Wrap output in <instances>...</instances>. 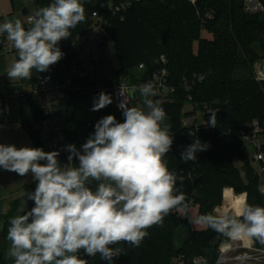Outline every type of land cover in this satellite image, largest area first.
Segmentation results:
<instances>
[{"label":"clouds","instance_id":"9594fccd","mask_svg":"<svg viewBox=\"0 0 264 264\" xmlns=\"http://www.w3.org/2000/svg\"><path fill=\"white\" fill-rule=\"evenodd\" d=\"M84 20L81 0H53L29 18L28 28L18 18L5 20L0 35L7 34L18 55L7 70L8 78L31 79L33 69L49 71L64 56L60 41ZM139 92L143 107L129 106L121 86L117 106L123 122L106 115L79 149L75 144L65 146L68 162L75 160L78 167L62 164L58 150L0 143V169L22 177L31 174L35 182L28 194L31 209L24 212L21 207L24 214L9 220L8 255L14 264H88L77 255L81 250L113 264L123 249L112 245L139 246L148 235L146 229L162 225L164 217L185 201L183 193L174 194L178 177L163 159L174 144L170 125L164 123L166 113L151 98L156 95L152 83L140 85ZM112 103V95L101 91L91 110ZM215 124L213 113L209 127ZM208 147L194 140L180 157L195 161ZM91 181L99 182L95 191L88 186ZM237 204L234 213L205 214L195 222L231 240L255 238L264 244V207L248 204L246 194L237 198Z\"/></svg>","mask_w":264,"mask_h":264},{"label":"trees","instance_id":"16d2710c","mask_svg":"<svg viewBox=\"0 0 264 264\" xmlns=\"http://www.w3.org/2000/svg\"><path fill=\"white\" fill-rule=\"evenodd\" d=\"M53 0H35L43 8ZM111 0H81L85 8V20L70 29L72 39L84 33L92 25V13L98 11L106 16ZM244 0H199L192 6L185 0H144L126 13L124 21L112 19L108 41L115 44L121 76H130L140 64L152 72L155 61L160 56L168 58L170 82L177 87L174 101L165 105L166 117L171 121V135L174 137L172 151L164 156L170 171L177 174V193L185 195V201L174 207L163 219L162 225L146 229L148 235L139 246L121 242L115 247L123 253L113 264H195L194 260L203 256L208 264V251L230 243V239L207 227L194 230L188 217L177 213L186 209L189 202L198 208V217L205 214L216 215L214 210L223 203V193L231 188L236 195L246 194L250 205L264 207V193L259 171L253 167V159L248 153V145L241 135L248 131V124L254 120L264 125V83L256 80L254 63L264 57V20L260 15H248L243 11ZM208 12L212 18L206 19ZM206 30L211 38H204ZM64 53L55 72L66 69L70 63L67 46L59 45ZM55 69V68H54ZM195 76L203 78L191 91H186L184 80ZM188 94L201 108L207 105L211 114H216V133L203 134V141L209 145L198 154L195 161H184L180 153L191 141L187 129L182 127L184 108L188 105ZM79 97H71L73 105ZM33 104V103H32ZM35 122L42 127L44 118L40 108L33 104ZM24 128L29 133L33 147L43 148L40 133L31 123L25 121ZM65 145L80 144L94 132V127L86 133L74 118L68 116L64 123ZM264 150V131L262 134ZM45 151V149H44ZM69 155V153H68ZM236 162L241 165L237 167ZM72 167H78L72 161ZM182 178V179H181ZM97 181L88 186L95 191ZM22 199L15 200L11 216L20 214ZM220 214L228 212L227 207L218 209ZM230 213V212H229ZM0 219L8 218L1 214ZM9 220L4 221L3 245L0 250V264H14L6 254ZM188 229L187 239L177 246L175 235L178 228ZM112 247H114L112 245ZM256 249L264 251V244L256 240ZM88 264H108L100 255L87 256L83 250L78 254ZM183 257V261L175 260Z\"/></svg>","mask_w":264,"mask_h":264},{"label":"built area","instance_id":"2783aa9c","mask_svg":"<svg viewBox=\"0 0 264 264\" xmlns=\"http://www.w3.org/2000/svg\"><path fill=\"white\" fill-rule=\"evenodd\" d=\"M144 0H111L107 8L106 16L100 14L98 11L92 13V25L84 33H79L72 39H64L60 41L59 45L67 46V56L70 59V63L66 69L59 72L53 71L51 74H45L38 78V80L29 86L28 91H18L10 93V95L0 96L3 112L6 117H10L12 108H20L23 106L25 100L32 98L34 103L40 108L44 118L43 130V147L45 151L58 150L60 156L58 159L62 164L72 166V162H68V152L65 150V132L64 123L66 117L63 106L68 104L71 97L82 98L84 96H92L95 88V76H96V64L99 61L102 49L107 45L109 39L110 30L112 25V19L122 22L126 18V13L131 10L136 3H141ZM192 6H196L199 0H185ZM37 10L41 7L35 3V0H30ZM243 11L248 15H260L264 20V0H244ZM213 13L208 12L206 19H211ZM34 15L28 14L24 17L26 23L25 28L30 27L28 23L29 18ZM3 22L0 20V24ZM206 30L202 31L205 33ZM6 33L0 35V54L17 55L16 49L13 47L12 42L6 39ZM18 56V55H17ZM58 67V65L56 66ZM55 67L54 70L57 68ZM140 69H145L144 64L139 65ZM255 78L259 82L264 83V57L258 61L255 65ZM203 78L195 76L191 81L184 80L183 85L186 91H191L196 83L202 82ZM152 83L156 95L152 99L158 100L160 105L165 111V105L174 101V96L177 94V87L170 82V71L168 70V58L160 56L155 61V66L150 73L149 78L143 83ZM123 86L125 95L128 97V104H133V94L129 95V92L135 88L128 77L122 78L113 87V107L117 113L122 114L118 108L120 97L118 96L119 88ZM16 99V102L12 105L11 99ZM188 105L184 108L186 114L182 127L187 129L188 138L191 141L199 139L201 143L203 141V134L216 133L218 127H209L208 116L211 112L208 106L205 104L201 108L198 103H194L191 95L188 94ZM248 131H244L241 135L242 140L246 142L249 147L253 149V161L261 166V174L264 176V150L262 134L264 131V125L259 121L254 120L248 124ZM93 126L89 124V127ZM201 152L197 153L200 154ZM233 190V189H232ZM234 191V190H233ZM235 193V192H234ZM241 242V241H240ZM121 243V242H120ZM242 245L236 249L246 250L245 253L237 255L234 258H227V254L232 250V244H222L219 247V258L217 264L226 263L228 261H235L238 264H250L251 259L258 260L255 255L247 253L249 250L255 251L256 254H264L263 250H258L254 247H244ZM230 245V247H229ZM115 247V245H113ZM228 247L229 250H225ZM223 248V250H222ZM179 261H183V257L179 258ZM205 258L195 259V264H206Z\"/></svg>","mask_w":264,"mask_h":264},{"label":"rangeland","instance_id":"374dc122","mask_svg":"<svg viewBox=\"0 0 264 264\" xmlns=\"http://www.w3.org/2000/svg\"><path fill=\"white\" fill-rule=\"evenodd\" d=\"M14 5L16 6V11H17L16 15H17L18 19L19 18L21 19V21L23 22V25L26 23V19H24L22 16V10L24 8L29 9L31 15H35V13L38 11L37 6H35V4L30 2V0H15ZM14 19H17V18H7V20H14ZM204 34H205V36H203V37L211 38L210 34H207V33H204ZM10 57H11L10 55L9 56L7 55L5 58L9 59ZM99 60L101 62L100 65H98V67H97V73H98L99 79H108V81H112L113 83H116L117 77H118L117 71L120 69V61H119V58L117 57L115 44H113L112 41L107 42V45L101 51V55L99 57ZM260 60H258V61H260ZM14 61L15 60H13V59H11V60L9 59V61L7 62V66H6L7 69L11 66V64ZM258 61H256L254 63V65ZM140 76H141L142 80L146 81L147 72H143V71L140 72ZM16 80H18V79H16ZM99 85H100V82H99ZM70 104L71 103L65 104L62 107L64 112H65L64 116L68 117V116L74 115V117H76L77 122L82 125L81 129L85 133L86 132L85 130H87L89 128V123H87V122L93 121V119L95 117L94 116L95 111L91 110L92 105H93L92 96H85L82 99L78 100L73 105H70ZM21 113L24 115V117L30 115L31 111H30V105L28 104V100H25L22 108H17V107L12 108V117H14L16 115L20 116ZM0 120L3 121V123H5V122L9 123L10 122V120H6L3 117L1 109H0ZM3 123L2 122L0 123V125H2V127H0V141H5L4 138H10L11 139L10 144H15L17 147H20V145H19L20 142H18V139L16 138L15 131L13 129H10L7 124H3ZM91 124L95 126L96 122L93 121ZM84 142L85 141L82 140L80 142L81 144H79L77 146V148L79 149L80 146ZM4 144H6V141ZM248 153L250 154L251 158L253 159V156L255 153H253L252 147H248ZM236 165L238 168L241 167V165L238 164L237 162H236ZM253 167L259 171L260 182L262 185V189H264V176L261 174L262 168H261L260 164H258V163H256V164L253 163ZM28 175L22 177V176L17 175L14 172H9V171H5L3 169H0V206L2 207V209L0 208V218L2 216L1 214L8 217L5 219H0V250H1V247L3 245L2 229H3L4 221L10 220L12 218V217H10L12 215L11 214V208H12L11 204H13L17 198H19L21 196H25L26 193H24L25 190L23 187L27 186L30 182H33V179H32V181L29 180ZM225 193H226L225 197H226L227 201L229 200L228 195H231L232 199H230V200H231V202H234V203H236L237 198L241 196V195H236L232 189L226 190ZM263 193H264V191H263ZM225 197H224V193H223L224 199H223L222 205L217 207L214 210L216 215H220V213L218 212V209L220 207H223ZM29 202H31V201L27 200L24 203L25 204V206H23L24 212L30 210L31 207L33 206V202L28 204ZM26 206H27V208H25ZM189 206H194L193 202H189ZM236 206H239V205L236 204ZM25 209H27V210H25ZM184 210H186V209H184ZM24 212H21L18 215H22V214H24ZM183 212H184L183 210H178L177 213L179 214L180 217H182L184 219L187 217V215ZM231 213H234V211ZM15 216H17V215L14 213L13 217H15ZM187 231H188V229L186 227H181V228L177 229V232L175 235V242H176L177 246H181L184 243L183 241L187 239V235H188ZM252 239H253L254 247L256 248V239L255 238H252ZM10 243L11 242L8 240L6 247H5L7 255H8V250L10 248ZM230 243L232 244V250L230 251V253L227 254V258L231 259V258L237 257V255H240V253L241 254L245 253L246 250L236 249L237 247H240L242 245L240 240H231ZM230 243H226V244H230ZM247 253L255 255L256 256L255 258L258 259V260L251 259L249 261L250 264H264V254L258 255L253 250H249V251H247ZM8 257H10V256L8 255ZM202 258H203V256L198 258V259H202ZM11 259L14 260L13 258H11ZM178 261H179V259L177 258L175 260V262H178ZM222 264H238V263L231 260V261H228V262L222 263Z\"/></svg>","mask_w":264,"mask_h":264},{"label":"crops","instance_id":"0c3cea01","mask_svg":"<svg viewBox=\"0 0 264 264\" xmlns=\"http://www.w3.org/2000/svg\"><path fill=\"white\" fill-rule=\"evenodd\" d=\"M14 1L15 0H0V20L2 22L7 20V18H18L17 15H16L17 11H16V6L14 5ZM23 10H22V16L24 18L25 16L23 15ZM28 11H29V9H28ZM205 33H207V32H205ZM207 34H209V33H207ZM202 36H205V34L203 33ZM204 38H207V37H204ZM9 55L11 56L9 58L10 60L11 59H13V60L18 59L17 55H14V54H9ZM6 56L7 55L0 54V96H6V95H10V93H15V92L24 91V90L29 92L30 91L29 90V86L31 84L35 83L40 76L45 75V74H51L54 71V68L59 64V62H58V63L52 65L49 71H46V72H43V73H39V72L36 71V69H33L32 70L31 79H18V80L13 79V80H10L8 78V76H6L7 75V70H8L6 66H7V62L9 61L8 58H5ZM100 63L101 62L99 60L97 62V64H96V76H95V88H96V90L94 91V93L92 95V102H93L94 97H96L101 91H104V92H106L108 94H111L112 97H113V87L112 86L116 85L122 78L128 77L130 79L131 83L134 86H136V90H135V92L133 94V100H132L133 104H132V106L143 107V99L144 98L140 95L139 86L142 85L145 81L141 79L140 72H142V71L143 72H147V79L150 76V72L147 71L146 69H140L138 67V69L136 71H134V73L132 75H130V76H126V75L121 76V75L117 74V76H118L117 77V81H116V83H113L112 81H108V79H99L98 73H97V67H98V65H100ZM99 82H100V85H99ZM82 98L77 99L74 103H76L78 100H80ZM15 101L16 100L14 98L11 99L12 105L15 103ZM32 103L35 104L34 100L32 98H30L28 100V104L30 105V111H31L29 116L24 117V115L21 113L20 116L16 115V116L12 117V112H11L10 117H6L4 115L3 107L1 105V100H0V109L2 111V115H3V117L6 120H10L9 123H6V122L3 123V121L0 120V123L2 122L3 124H7L10 129H13L15 131L16 138L18 139V142H20L19 143L20 147H22V146L33 147L32 139H31L29 133H27V131L25 130L24 125H23L25 121L31 123V125L34 127V129L39 131V133H40L39 140L41 141V145L43 147L42 139H43V133L44 132L42 130V127H40L35 122L34 110H33V104ZM22 107H20V108H22ZM106 115H114L119 122H123L122 114L115 112L114 107H113V103L108 105L107 107L99 110V111H95V114H94L95 117H94L93 121L97 122L98 120H100L102 117H104ZM65 117H66V119L68 118L67 116H65ZM70 117L74 118V120L77 122L76 117H74V115L73 116L71 115ZM93 121H89L87 123L91 124ZM164 123L170 125V133H171L172 128H171L170 118L166 117ZM77 124L82 126L78 122H77ZM91 127H94V125L91 126ZM91 127H89V128H91ZM88 129L85 130V131L87 132ZM81 131L84 133V131L82 129H81ZM4 140L6 141V144H10L11 143V139L10 138H4ZM83 140L85 141V139H83ZM5 141H0V143H5ZM28 178H29L30 181H32L31 174L28 175ZM23 188L25 190L24 193H26L25 196H21V197L16 199V200L22 199L21 203L19 204L20 205V209H21V207L25 206L24 203L28 200V194L31 193L32 191H34L35 182L34 181L30 182L27 186H25ZM228 189H231V188H228ZM228 189H226V190H228ZM225 191H224V197H225V194H226ZM228 198H229V200L227 201V199L225 197V201H224L223 207L226 206L228 212L231 213L236 208H238L239 206H236L237 202L236 203L231 202V200H230V199H232L231 195H228ZM30 203H32V201L29 202L28 204H30ZM0 208L2 209L1 206H0ZM25 208H27V206ZM20 209H19V211H20ZM25 210H27V209H25ZM179 210H183L184 211L183 213H185L187 215V217L190 219L191 227H193L194 230L201 231V230L207 229L206 225L197 224L195 222L199 218L198 217L199 213H198V208L197 207L188 206L186 208V210H184V209H179ZM219 264H222V263H219Z\"/></svg>","mask_w":264,"mask_h":264},{"label":"water","instance_id":"95a60500","mask_svg":"<svg viewBox=\"0 0 264 264\" xmlns=\"http://www.w3.org/2000/svg\"><path fill=\"white\" fill-rule=\"evenodd\" d=\"M27 14H28V9L24 8L23 15L26 16ZM216 253H217V251H213V250L208 251L206 253L208 264H214L215 263L216 256H217Z\"/></svg>","mask_w":264,"mask_h":264},{"label":"bare ground","instance_id":"6f19581e","mask_svg":"<svg viewBox=\"0 0 264 264\" xmlns=\"http://www.w3.org/2000/svg\"><path fill=\"white\" fill-rule=\"evenodd\" d=\"M241 242H243L244 244V247H252L253 245V239H249V238H243V239H240ZM227 249H225L226 251L229 250L228 247H226Z\"/></svg>","mask_w":264,"mask_h":264}]
</instances>
